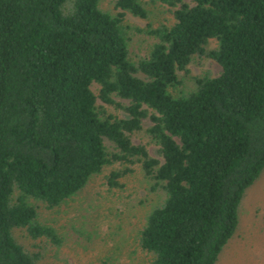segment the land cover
I'll list each match as a JSON object with an SVG mask.
<instances>
[{
	"label": "trees",
	"instance_id": "1",
	"mask_svg": "<svg viewBox=\"0 0 264 264\" xmlns=\"http://www.w3.org/2000/svg\"><path fill=\"white\" fill-rule=\"evenodd\" d=\"M101 2L0 0V264H37L59 245L40 204L59 206L116 163L110 187L138 163L162 195L137 235L151 264H215L264 171V0ZM156 4L165 22L127 21ZM136 31L152 42L135 59ZM204 58L220 72L186 79ZM144 119L157 156L132 140Z\"/></svg>",
	"mask_w": 264,
	"mask_h": 264
},
{
	"label": "rangeland",
	"instance_id": "2",
	"mask_svg": "<svg viewBox=\"0 0 264 264\" xmlns=\"http://www.w3.org/2000/svg\"><path fill=\"white\" fill-rule=\"evenodd\" d=\"M112 1L102 0L101 4L111 9ZM170 17L167 8L157 4L150 6L148 19L126 15L130 24L142 30L148 24L155 27ZM151 42L146 32H134L129 44L131 56L135 59L143 56ZM214 44L212 39L208 47ZM189 70L186 79L190 74L205 72L217 75L220 66L204 58L192 62ZM149 125L150 121L144 119L142 129L132 135V140L146 144L149 153L157 156V146L145 131ZM105 142L112 147L107 139ZM119 166L118 163L105 166L59 206L47 208L40 204L39 221L52 226L61 243L43 245L37 264H151V257L138 245L137 235L148 211L162 195L149 190L150 182L138 163L131 166L132 172L120 179L121 187H110L106 175ZM15 235L28 250H36L33 241L24 233L17 231ZM215 264H264V171L245 192L238 228L223 246Z\"/></svg>",
	"mask_w": 264,
	"mask_h": 264
}]
</instances>
